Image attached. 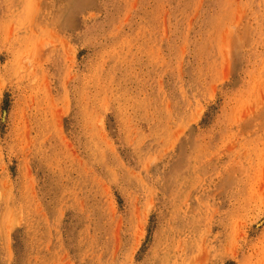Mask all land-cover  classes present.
<instances>
[{
    "label": "rangeland",
    "instance_id": "obj_1",
    "mask_svg": "<svg viewBox=\"0 0 264 264\" xmlns=\"http://www.w3.org/2000/svg\"><path fill=\"white\" fill-rule=\"evenodd\" d=\"M0 264H264V0H0Z\"/></svg>",
    "mask_w": 264,
    "mask_h": 264
}]
</instances>
